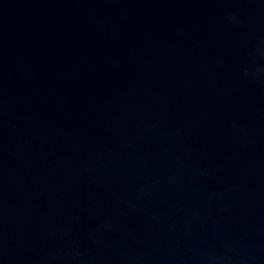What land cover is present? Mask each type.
<instances>
[{
    "label": "water",
    "instance_id": "95a60500",
    "mask_svg": "<svg viewBox=\"0 0 264 264\" xmlns=\"http://www.w3.org/2000/svg\"><path fill=\"white\" fill-rule=\"evenodd\" d=\"M0 264H264V0H0Z\"/></svg>",
    "mask_w": 264,
    "mask_h": 264
}]
</instances>
